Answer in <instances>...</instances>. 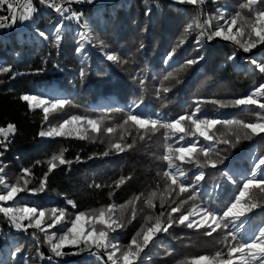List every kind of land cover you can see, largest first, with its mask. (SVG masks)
Returning a JSON list of instances; mask_svg holds the SVG:
<instances>
[{"label": "trees", "instance_id": "1", "mask_svg": "<svg viewBox=\"0 0 264 264\" xmlns=\"http://www.w3.org/2000/svg\"><path fill=\"white\" fill-rule=\"evenodd\" d=\"M173 1L117 0L107 5L77 3L75 0L71 4L65 2L64 7L82 13L80 21L68 19L69 13L61 16L60 13L49 11L35 2V14L25 29L18 28L21 24L19 21L11 27L0 29V127L13 123L17 128L14 135H9L8 139L11 142L7 144V151L0 157V162L6 165L3 172H0V177L4 178L5 183L14 184L22 174L21 169L30 168L31 174L28 178L31 182L27 187L35 188L48 171V161L53 155H58L63 150L65 159L72 161L70 166L58 165L48 175L44 191L36 194L22 192L15 201L0 202V206H30L44 210L46 223L42 227L51 223L49 214L52 208L65 210V225L70 226L68 223L70 218H74V215L81 211L88 214L91 219L93 212L98 213L101 208L107 209L111 206L114 209L111 213L112 218L122 219L125 225L116 232L109 233L110 237L118 242L120 251L116 253L117 258L130 246L133 238L142 243V235L137 234L145 233L148 227L154 226L157 217H160L162 224L166 226L170 206L161 205L156 201L149 210L148 204L153 193L155 196L164 197V192L169 187L172 188L169 195L171 198L176 192V187H179L178 184L172 185L169 177L164 178L157 167L156 159L163 128L158 125V130L153 131L150 125L141 129L132 121L125 124L129 110L116 106L118 103H114V97L118 94L108 97L113 107L111 106L108 113L102 116L104 112L95 106L98 101L94 102L88 98L97 93V88L89 84V80L99 79L109 82L112 79L121 81L126 85L127 91L132 93L152 84L156 92L161 94L165 89H176L178 82L192 83L204 76L198 95L175 108L158 109L145 119H159L168 123L171 113L176 117L192 115L193 118L220 120L221 123L208 132L214 137L213 141L207 142L197 134L198 154L200 147L211 145L215 151L209 155L218 161L216 168L209 165L201 169L194 163L179 160L175 162L184 165L188 176L186 185L203 171L204 179L198 183L199 191L191 187L188 190L195 195L194 198L208 197L210 189L215 192L219 187L232 199L238 195V189L242 182L249 178V173L242 165L228 161L231 156L238 155L241 149L264 137V133L253 135L251 139H244L243 133L236 125H225L223 121L240 120L250 123L258 120V113L264 117L258 106L233 104L236 99L249 94L254 87L264 81L263 75L257 83L249 85L245 73L256 68L248 62L249 60L243 62L247 64L244 68H241L239 63L245 55L259 60L264 54V45L255 48L256 50L261 48L258 52L252 49L246 53L230 41L219 37L208 40L205 36L201 40V50L197 51L195 41L201 31L209 29L214 31L218 23H225L223 19L217 21L221 13L225 19H231L237 13L251 18L249 9L241 8L247 0H204L203 3L195 5L180 3L179 0ZM261 6L258 3L253 7ZM147 8H151V14L146 16ZM105 9L114 10V16L104 30L95 19L94 13ZM0 14L8 13L0 9ZM178 14H182L184 19L178 18ZM61 19H64L66 27L61 30L62 40L59 46H56L53 29ZM200 25H205V29H201ZM239 26L238 22L233 32ZM37 29L45 31L48 39L39 37ZM77 33L87 34L91 38V43L85 40L79 55L76 52ZM100 35L106 37L103 44L97 40ZM36 38L41 41V45L36 42ZM171 41L175 44L170 47ZM156 46L157 50L154 52ZM110 53L117 54L127 63L108 61L105 57ZM170 53L171 59L166 61L165 58ZM201 53L204 55L202 61L194 65L186 63ZM233 53L236 54L235 58L230 60L229 57ZM102 59L105 76L100 70ZM157 62L162 64L163 69H156ZM82 67L86 72L83 78L79 75ZM6 68L10 70L4 71ZM40 93L46 99L68 98L72 101V105L68 107L77 103L84 109L86 118L102 119L101 131L92 132L88 128L87 139H81L75 134L54 138L40 137L38 133L42 128L55 126L51 116L45 122L41 109L30 110L27 102L20 99L23 94ZM100 98L106 99L103 96ZM261 102H264V99ZM142 105L144 102L140 107ZM197 105L199 112H195ZM139 108H136L133 114H137ZM108 127H112L114 131L107 132ZM190 130L191 128L186 129L185 134ZM237 134L241 136L238 143ZM114 136L118 137V143L125 149L123 152H117L111 147L115 143ZM188 139L196 137H186V144ZM221 139H228L230 143L228 145L219 143ZM128 145L132 147L129 148ZM105 151L109 152L106 157L102 155ZM246 154L251 156L254 153L245 151L242 155ZM77 156L80 157L79 161L76 160ZM90 156L93 158L89 159ZM199 158L202 163L205 161L202 154H199ZM192 159L195 160L196 157L193 156ZM221 159L223 163H219ZM228 164L241 176H236L235 172H231L232 169L225 170ZM0 192H3V185H0ZM263 198L262 192L252 193L246 200L251 203ZM68 200L73 201L75 207L68 204ZM260 210L256 207L249 214ZM171 215L174 221H178L180 213ZM24 223L27 224V221ZM65 225H56L47 231L49 234L55 233L59 236ZM102 227L97 225L98 229ZM206 231L207 228L190 229L174 222L167 233L161 231L154 235L153 241L144 248L134 264H192L197 257L212 256L222 249L225 253L224 258H227L225 236L223 237L222 232L208 236ZM228 239L231 241L230 236ZM132 247L135 250V246ZM64 251L75 254L48 261L46 258L52 254L44 233L35 228H28L27 231L16 230L4 214L0 213V264H18L20 257L27 258L26 264H111L104 249L97 252L93 247L91 251L97 253L96 255H91L87 249L80 251L73 246H66ZM14 252L15 257L12 255ZM168 252L174 255H167ZM40 253L45 257L43 261L40 259Z\"/></svg>", "mask_w": 264, "mask_h": 264}, {"label": "snow or ice", "instance_id": "2", "mask_svg": "<svg viewBox=\"0 0 264 264\" xmlns=\"http://www.w3.org/2000/svg\"><path fill=\"white\" fill-rule=\"evenodd\" d=\"M67 2L71 4L73 0H61L60 3H56V0H40V3L47 5L53 8L57 13H60L63 16L64 13H69L68 19H74L80 21L82 19V13H77L72 10L70 7H64V3ZM75 2H87L93 3L94 0H75ZM180 3L188 4H197L203 3L204 0H179ZM262 5L260 8H254L256 4ZM17 0H0V9L6 10L7 15L0 14V29L8 28L17 23V21L23 23L32 19L33 13L36 9L33 6V0H25L24 4L20 6V9L16 6ZM6 6V8H5ZM242 9H249L251 18L247 16H241L240 13H237L231 19H225L223 13L217 17V21L224 20V24L217 25L214 31L212 30H202L200 35L197 36L195 43L197 44V51H200L202 48L201 40L206 36L208 40L214 38H222L225 41H230L234 45L242 48L244 52H250L252 49H255L258 45H264V0H247L246 3L241 5ZM22 9V10H21ZM19 11V14H17ZM151 14V8H147L145 15ZM239 22L240 26L235 32L233 28L236 27ZM211 21H208L210 24ZM64 19L54 27L53 29V40L56 46H59L62 40V29L65 28ZM191 27V25H189ZM201 29H205V25H200ZM36 33L39 37L48 39L45 31L36 30ZM77 54H81L84 42L87 40L91 43V38L87 34L77 33ZM101 44L104 42L101 41ZM142 46V45H141ZM175 50H173L174 52ZM235 53H233L229 59L232 60L235 58ZM172 53L166 56V61L170 60ZM108 61L114 63H127L126 60H121V58L115 54L110 53L105 57ZM204 59V55L201 53L198 57L189 59L186 63L188 65H194L199 63ZM251 65H254L260 73L264 74V60H258L255 57H252L248 61ZM10 69H4L8 71ZM39 71V70H38ZM85 69L82 67L79 75L81 78L85 76ZM15 78V74L13 75ZM168 89H165L167 91ZM21 100L27 102L30 110L41 109L43 112V119L45 122L48 121L49 115L54 114L58 111H61L65 106L72 105V101L68 98H58L54 97L51 99L44 98L42 93L40 94H23L20 97ZM264 99V82L259 86L255 87L249 94L243 96L242 98L236 99L233 104L236 106H258L261 113H264V102H261ZM134 102L130 107L129 112L127 113V119L125 124L129 121H132L135 125H138L141 129L151 126V130H158L159 127L170 130L173 133H182L185 134V125L183 122L188 121L191 125V130L185 135H180L178 142L185 141L187 138L196 137V139H188L186 145L178 147L175 149V153L178 155L176 159L181 162L194 163L199 168H204L211 166L212 168L217 167L218 161L213 159L209 154L214 152L215 149L209 145L200 147L199 154H202L205 158V161L202 163L199 154L197 152V143L198 138L203 137L207 142L213 141L214 137L209 135L208 132L217 124L221 123L218 119H202V118H193L192 115H181L176 118L173 122L164 123L159 119H142V113L133 114L135 108H139L140 104ZM195 112H199V106L195 109ZM258 120L256 122L244 123L240 120H225L223 123L225 125H236L240 132L243 133L244 139H251L253 135H259L264 133V117L260 116L258 113ZM102 119L86 118L79 115H73L70 118L63 119L61 123L56 126H50L38 133L40 137H65L71 136L73 134L79 136L81 139H87V130L91 129L92 132L101 131ZM77 125H86V127H76ZM17 131L16 125L13 123H8L6 127H0V157H2L7 151V144L10 143L8 137L9 135H14ZM114 129L112 127L107 128V132L111 133ZM199 134V137H197ZM241 139V136L237 134L236 142L238 143ZM219 143L228 145L230 141L228 139H221ZM235 146L234 144L232 145ZM112 148L116 149L117 152H123L125 149L119 143H114L111 145ZM132 147V145H128ZM173 150L171 146L168 147V152L171 153ZM103 156H108L109 152L105 151L102 153ZM219 155V153H216ZM195 156L196 159L193 160L192 157ZM93 157H89L92 159ZM226 158V157H225ZM165 161L168 162L170 169L175 168V172L168 171L165 172V176L170 178L172 185H179V192L185 193L189 188H195L199 191L198 183L204 179L203 171H200L197 175L192 178V182L186 185L185 181L188 180V176L185 170L180 166L174 164L172 155H165L163 157ZM76 160L79 161L80 157L77 156ZM58 162V163H57ZM39 163V161H37ZM72 163L71 160H66L64 157L63 150L58 155H53L48 161V171L44 173L43 177L39 180V184L35 188H28L27 185L31 182L30 177L31 169L23 168L21 169V176L14 184H7L4 182V178L0 177V185H3V192H0V202H10L15 201L17 196L22 192H27L29 194H36L45 190L48 180V175L57 168L58 165H68ZM219 163H223V160H219ZM261 165H264V158H260L259 162L255 164L256 169H260ZM4 167L2 162H0V172H3ZM122 182V181H121ZM99 187V185H97ZM219 186L217 185V188ZM251 189H258L260 192L264 193V173H261L259 177L256 172L252 173L251 178H247L242 182V186L238 189V195L233 197L234 201L231 203L230 207H227L225 211L217 213L215 208H209L204 206L199 208L197 217L199 213L202 212V218L190 220L193 212L196 209H192L187 214L181 212V207L183 202L176 207L170 208L169 216L166 222V226L162 224L161 218L157 217L154 226L147 228L145 233H138L137 236L142 235V243L138 242L137 238H133L130 242V246L127 247L125 251L121 252V257L117 258L116 253L120 251L118 248V242L114 238L110 237V232H116L118 229L123 228L124 222L119 218H112L111 213L113 212V207H108L107 209L101 208L98 213L93 212L91 219H89L88 214L81 211L78 214L74 215V218H70L68 223L70 226L65 225V210L52 208L50 210L49 219L51 223H47L46 227H42L46 223L45 217L46 212L44 210H39L37 207L30 206H0V213H3L4 216L8 219L11 226L16 230L27 231L28 228L38 229L40 232H43L46 238V242L49 245V249L52 255L48 256L46 259L48 261H54L58 257H63L69 254L64 251L66 246H73L79 248L80 251L87 249L91 255H96L91 249L95 247L97 252L100 249H104L107 254L108 261L111 264H134L136 260L140 258L141 252L144 251V248L148 246L149 242L153 241L154 235L160 233L161 231L167 233L168 229L172 227L174 222H178L179 225H184L187 228H207L210 229L206 234L211 235L213 232H216L217 229H228L227 235L224 238V244L227 249L226 257L224 250L215 252L212 256H199L197 257L192 264H264V227H260L254 232L250 239H245L243 236H239L240 228L237 227L234 223V220H239L240 217L246 215V213L252 212L254 208L258 205L255 202L249 203L246 200ZM155 193H153V197ZM192 198V197H190ZM68 204H71L75 207V203L71 200L67 201ZM149 206L152 204V199L148 200ZM172 213H180L178 221H174L172 218ZM123 213H121V216ZM135 213H133L134 218ZM163 215V214H162ZM107 216V218H106ZM151 219V218H150ZM27 221V224L24 222ZM233 224V227L229 229V224ZM86 224L88 225L86 227ZM56 225H65L62 227V234L57 236L55 233L49 234L47 229L53 228ZM97 225L103 226L98 229ZM243 221L241 222V226ZM35 235V234H34ZM231 237L229 241L228 237ZM81 245L83 246L81 248ZM132 246H135V250ZM19 249H17V252ZM13 257L16 256L14 252ZM41 261L45 259L42 253L39 254ZM26 257H20L18 264H26Z\"/></svg>", "mask_w": 264, "mask_h": 264}, {"label": "rangeland", "instance_id": "3", "mask_svg": "<svg viewBox=\"0 0 264 264\" xmlns=\"http://www.w3.org/2000/svg\"><path fill=\"white\" fill-rule=\"evenodd\" d=\"M117 0H94L93 3H89L92 5L101 4V5H107V4H113ZM171 2H174L173 0H169ZM35 2H33V6ZM46 9V8H45ZM42 10L43 7H42ZM35 12L33 13V15ZM63 15H66L64 13ZM114 16V10H100L94 13V17L97 20V22L100 24L102 29H106L108 27V24L110 22L111 17ZM178 18L184 19V16L182 14H178ZM29 24V21H25L21 24H19L18 28L25 29L26 26ZM89 37V35H88ZM38 44L41 45V41L36 38ZM97 40L99 42L105 41L106 37L100 35L97 37ZM22 41V40H20ZM24 42V41H22ZM175 43L174 41L170 42V47L173 46ZM261 49V48H260ZM259 49V50H260ZM157 46L154 50L156 52ZM256 50V49H255ZM259 50H256L258 52ZM251 56H244L239 62L241 64V68H244L247 64H243V62L248 61ZM259 60H264V54L259 57ZM156 69L161 70L163 69V66L160 62L156 63ZM100 70L104 72V59L101 61ZM247 77V82L249 85H253L257 83L260 78L264 75L259 72L257 69L253 70H247L245 73ZM204 81V76L200 77L199 79L195 80L192 83L187 82H178V87L176 89H168L164 93L158 94L156 92V89L152 86V84L146 85V88H143L142 90L132 93L131 91H127L126 85H124L121 81L118 80H111L110 82L105 79H99L98 81H92L89 80V84L94 85L97 88V93L90 95L88 98L92 99L94 102L98 101V104L95 106L98 107V110L101 112H104L102 116L106 115L112 106L108 99V97L118 94L116 97H114V103H118L116 106H121L127 110L130 109V107L133 105L134 102L139 103L141 100L144 102V105H142L138 109V113H142L141 116L142 119H145L152 114L156 113L158 109L168 107V108H175L176 106L181 105L182 103L191 100L194 96L198 95L200 93L201 86ZM264 82V81H262ZM258 84L257 86H259ZM256 86V87H257ZM255 88V87H254ZM253 88V90H254ZM100 96H103L106 99H99ZM99 99V100H98ZM113 107V106H112ZM136 108L134 109V111ZM152 112V113H151ZM137 113V114H138ZM234 114V113H233ZM65 115V116H64ZM73 115H79L85 117V111L82 107H80L77 103L76 105L72 107L65 106V108L61 111H58L54 114H50L53 125H58L63 121V119L70 118ZM176 118L173 114L169 113L168 122H173ZM166 123V122H164ZM185 125V130L188 128H191L190 122L185 121L183 122ZM80 127H83V125H78ZM148 127V126H147ZM146 127V128H147ZM183 135L182 133H174L170 130L164 129L160 134L161 141H160V147L157 154V167L161 171L164 178L165 172L172 171L175 172V168L170 169L168 166V162L163 159L165 155H172L174 164L180 166L184 170V165L181 163L175 162L176 156L178 155L175 153V149L181 146L186 145L185 141L178 142L179 136L177 135ZM175 138V139H174ZM113 140L115 143H118V137L114 136ZM171 146L172 152H168V147ZM245 151H252L254 154L251 156L249 155H242ZM257 151V153H255ZM260 158H264V137L257 140L256 142L252 143L251 145L241 149V151L238 153V155L231 156L228 162H234L236 165H242L243 168H245L246 172L249 173V178L252 177V173L256 172L257 176L261 173H264V165H261L260 169L255 168V164L259 162ZM232 169L230 165L228 164L225 170ZM231 172H235L236 176H241L240 173L237 172V170L232 169ZM165 196L162 197L161 195H156L153 197L152 195V204L149 208V210L153 207L154 202H159L161 205L166 204L172 207H176L177 205H180L181 202H183V205L181 207V212L184 214H187L192 209H196V211L193 212L192 216L190 218L198 219L202 218L203 213H199V217H197V213L199 212V208L208 206L209 208H215L217 210V213H221L222 211H225L227 207H230L231 203L235 202L234 199H232L229 195L225 193V191L219 187L215 192H213L212 189L208 192V197L200 196V198H194L195 195L191 194L190 192L180 193L179 187H176V192L173 194V197H169V195L172 193V188H167L164 192ZM252 193H261L258 189H251L249 192V195ZM213 195L211 198L209 196ZM248 195V196H249ZM192 197V198H190ZM219 198V202H217V199ZM247 198V197H246ZM252 202L257 203V207L261 210L254 213L249 214L246 213L245 216L240 217L239 220H234V223L237 227L240 228L239 236H243L245 239H250L251 235L256 232L257 229L260 227H264V198L263 199H257ZM251 202V203H252ZM243 221V225L241 226V222ZM233 227V224H229V229ZM210 231V229H207L206 232ZM217 233H221L223 237L227 235L228 229H217ZM215 233V232H213ZM211 235L208 236H212ZM214 243V242H213ZM214 244H221L220 242L214 243ZM167 255H174L170 252L167 253Z\"/></svg>", "mask_w": 264, "mask_h": 264}, {"label": "built area", "instance_id": "4", "mask_svg": "<svg viewBox=\"0 0 264 264\" xmlns=\"http://www.w3.org/2000/svg\"><path fill=\"white\" fill-rule=\"evenodd\" d=\"M35 1L40 2V0H33V2H35ZM24 2H25V0H18V1H17V4H16V6H18L17 8L19 9V7H20L21 5H23ZM56 3H60V0H56ZM50 8H51V7H50ZM51 9H53V8H51Z\"/></svg>", "mask_w": 264, "mask_h": 264}]
</instances>
